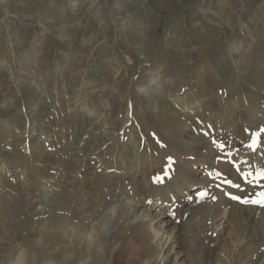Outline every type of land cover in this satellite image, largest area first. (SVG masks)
Instances as JSON below:
<instances>
[{"label": "rangeland", "instance_id": "obj_1", "mask_svg": "<svg viewBox=\"0 0 264 264\" xmlns=\"http://www.w3.org/2000/svg\"><path fill=\"white\" fill-rule=\"evenodd\" d=\"M111 2L113 17L107 11L110 2L0 0V264H53L55 248H43L50 233L45 224L67 217L75 164L81 170L75 183L86 180L84 198L90 209L101 203L97 188L118 185L130 188L131 195L151 199V205L162 191L173 192V180L184 176L188 167L191 197L204 193L208 204L224 209L235 205L229 202L240 204L251 196L264 200V185H254L241 164L253 134L259 135V149L264 148V0ZM155 78L162 82V92L153 90ZM171 92L199 100L198 113L185 116L171 108ZM103 117L111 124L106 132H113L112 140L104 141L99 125ZM179 122L198 136L202 157L209 156L208 188L202 189L206 176L196 166L206 159L179 160L178 153L170 154L176 150L165 129L178 133ZM201 124L213 127L205 130ZM113 149L119 150L120 160ZM150 154L169 161L145 173ZM94 159L106 166L96 167ZM134 159L145 162L144 168L135 167L137 172L130 171L120 183L118 160L126 164ZM190 159L195 160L192 167ZM38 176L52 182L48 196L44 186H37ZM216 190L223 192L217 200ZM173 202L170 199V205ZM175 203L165 214L181 224L187 215L182 218ZM258 204L264 208V203ZM203 221L192 230L195 241L179 234L180 261L225 264L238 225L224 227L216 252L209 256L210 232L208 221ZM254 223L252 231L262 225ZM106 230H114V225H106ZM259 235L264 237V227ZM63 245L67 248L59 249L65 259L58 252L53 255L69 264L66 240ZM263 246L252 257L243 255L240 263L255 260L260 252L264 264Z\"/></svg>", "mask_w": 264, "mask_h": 264}, {"label": "bare ground", "instance_id": "obj_2", "mask_svg": "<svg viewBox=\"0 0 264 264\" xmlns=\"http://www.w3.org/2000/svg\"><path fill=\"white\" fill-rule=\"evenodd\" d=\"M111 1L112 0H95V3L98 2L100 5L103 2L106 3L110 2V5L107 6L108 10L107 9L106 10L109 11V17L110 16L113 17V15L115 14V11L112 8L114 3H112ZM114 20L115 18H113V21ZM124 21L125 20H123V22ZM123 22L119 23V25L125 23ZM116 28H118V25ZM65 61L67 60L65 59ZM62 63H64V61H62ZM153 84L155 85L153 90L157 92L163 91L161 87L162 82L159 79L155 78ZM148 93H149L148 96L150 98L154 97L153 96L154 94L153 95L151 94L152 92L150 93L148 91ZM168 98H170V104L172 106L168 103L166 104H168L171 108L174 106L179 113H182L185 116H193L194 114L198 113V111L201 108V104H200L201 102L199 100L197 102H192L190 101L191 99L189 98V96L182 97V95L173 94L171 92L168 93ZM155 99L153 100L155 101ZM170 107L169 109L172 110ZM174 107L173 109L175 110ZM171 116L174 117L175 115L172 114ZM105 119L106 117H103L99 121L100 128H102V130L105 133L102 130L101 132H103L104 135L106 136L104 137V141H107L108 138L112 140L111 133L113 132L112 131L111 132L108 131V133L106 132L108 129L112 130V127L111 124L109 123L108 117L106 120ZM179 125H180V131L178 133H173L174 131L172 130L173 131L172 134L170 131L171 129H165L167 139L169 140V142H171L173 149L176 150V151H171L170 154H174V152L178 153L176 154V156L179 160H181L182 158L185 159H189L190 157L193 158V156L196 158L198 157L201 158L202 155L199 150L200 146L198 143L199 142L198 136L188 131L189 127L187 124L184 125V124H180L179 122ZM201 125L202 128L205 130H207V126L213 127L211 124L208 125L201 124ZM196 133H198V131ZM256 134H253L251 138V143L249 145L250 149H247L249 151L243 153V157L241 158L244 159V161L241 164H242V169H246L247 171V178L251 176L250 181L256 182L254 183V185L260 187L261 185H264V162H262L264 160V148L261 150L259 149L258 146L259 135L258 137H256ZM208 142L209 141H207L206 143ZM113 150H115V158L120 160L121 156H119V150L116 149ZM91 156L92 158H94L96 156V152L90 155V157ZM155 157L154 156L152 157L151 154L148 155V162L145 164L148 165V168H146L145 173L148 172L149 167H153L154 165L157 166L158 163L165 164L168 163L169 161V159H162V158L159 159ZM202 158L203 160L206 159V162L197 163L196 166L202 168L203 169L202 171L206 176L205 178H203L204 180H202L201 183L202 187H204L202 189H205L208 188L209 186L206 184L207 181L206 179L210 172L209 164L211 165V161H209L208 154L206 158L204 156ZM255 159H260L259 165L255 163ZM85 160L88 161L89 159L85 158ZM119 160H118L120 165L119 168L122 170L120 172V177L122 179L120 183L124 182L126 174L127 175L131 174L130 171L135 172L137 168L138 169L140 167L144 168L143 164L145 162L143 164L139 163L137 162V159H134V161L128 160L127 162H125L126 164H124L122 161ZM94 161L96 162V167L98 166L100 168L106 166L104 164L105 162L102 159H98V161L94 159ZM190 161H191L190 166L191 167L194 166L195 160L190 159ZM167 165L170 169L172 163ZM220 166L226 169V167L223 164H220ZM70 171L73 174V179L71 183L72 185H70L68 188L69 194L67 195V200L70 202V205L68 206L69 208L68 215L66 214L67 217L65 219L62 218L58 222L56 221L50 225L45 224L50 229V231L48 230L50 233L47 234V237H49L47 238V246L44 245L43 248H49V249L52 247L55 248L53 250L54 253H51V259H52L51 263L53 264H61L65 262V260L56 261L57 259L54 257L55 254L57 255V252L58 255H62L63 257L65 256L64 252L61 251L62 249L61 250L59 249L64 247L67 248L65 245H63V240H66V243L68 245L69 252L67 251V253H68L69 261L68 260L67 261L69 262V264H183V261L182 260L180 261L179 254L176 253L177 246L179 245L178 236L179 234H181L184 235L185 238L193 237L194 233L192 232V230L197 224L203 225L204 224L203 219L204 220L206 219L208 221L207 223H205V225L206 227H208L211 238L210 241L208 240V242H210L208 248H210L211 250L208 254L209 256L211 254L214 255V253L216 252L218 245L217 240L221 235V232L224 229V227L227 224L228 225L230 224L232 226L233 224H237L239 231H238V237L236 238L234 243L235 246L232 247V250L228 255H225L223 257V262L225 264H248V263L261 264L262 263L260 260L261 255H259L260 252L257 253L258 256L255 258V260H249V262L240 263L243 255L245 256L249 254L252 257L253 253L255 252V249L261 247L264 244V237L259 235L261 229L264 227V208H261L260 205L258 204L259 203L258 200L252 198V196L248 198L247 201L241 200L240 204L229 202L230 205L235 204L234 206H232V209L231 206L228 207L229 209H224L222 205L212 206L208 204L209 202H207L209 199L205 198L206 197L205 195L201 196L200 193L196 194L194 197L193 196L191 197V195L187 193L188 189H190V187L193 186L191 184L192 182L189 185H187L188 182L190 181L188 174L191 173L188 167L187 170L188 172L185 173L184 176L177 177L175 180H173L174 183V186H172L173 192H171L172 190L171 191L167 190L168 192L166 194L165 191H162L160 194L161 196L159 195L152 199L151 205L148 202V200L151 199L147 200L141 197L140 196L141 194L131 195L128 192L130 188L129 190L126 188L122 189L121 185H118L116 187L106 186L103 188H97V191H99L100 194L96 193L97 194L96 196L101 203L100 205H96L94 208L90 209L89 206L90 204L85 203V198H84V185L87 184L86 180L84 181V179H82L83 182H81V184L75 183L76 177H78L77 175L79 174V172H81V170L79 169L78 165L75 164L72 166V170ZM169 174L172 175L171 170H169ZM231 175H234V173L232 172ZM36 184L37 186L40 187L44 186L43 188L45 189L44 191L46 192V194L49 191L52 192V190H49L52 186L51 185L52 182L49 179L44 178V176L36 177ZM246 184L248 186H252V183L249 184L246 183ZM246 184L245 186H247ZM56 191H58V189H56ZM39 193L41 194L42 191ZM53 193H55V191ZM222 193H223L222 191L216 190L215 192V195L217 196L216 200ZM48 195L49 194H47V196ZM49 197L52 196L50 195ZM170 199L176 202L175 204L179 208L182 218L184 214L187 215L185 218H183L184 220H181L182 221L181 224L177 223L175 221V218H173V220L167 218L165 214V211L169 207H172L174 203L173 202L170 205ZM203 199L206 202V204L205 203L202 204ZM223 199L224 198H222L221 201H219V203L222 204V202L224 201ZM244 203H246V205ZM112 221L114 222V224ZM253 221L262 222L261 227L256 231H252L250 229V227H253L255 225ZM106 225H110V227L114 225V230L109 232L108 230H106ZM52 234H54L53 240L50 238ZM194 238L195 237H193V240ZM22 243H20V245H22ZM245 248H247V251L244 252ZM252 250L253 252H251ZM19 253L22 254L21 252Z\"/></svg>", "mask_w": 264, "mask_h": 264}, {"label": "snow or ice", "instance_id": "obj_3", "mask_svg": "<svg viewBox=\"0 0 264 264\" xmlns=\"http://www.w3.org/2000/svg\"><path fill=\"white\" fill-rule=\"evenodd\" d=\"M201 196L204 195V193H200ZM262 197H264V193L261 194ZM237 199H239V197H236ZM258 202H261V203H264V200H261V201H258Z\"/></svg>", "mask_w": 264, "mask_h": 264}]
</instances>
